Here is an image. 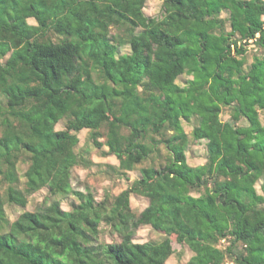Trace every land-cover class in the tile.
<instances>
[{
	"label": "trees",
	"instance_id": "trees-1",
	"mask_svg": "<svg viewBox=\"0 0 264 264\" xmlns=\"http://www.w3.org/2000/svg\"><path fill=\"white\" fill-rule=\"evenodd\" d=\"M147 1L0 0V264H167L174 239L195 250L186 264H264V0H163L161 18ZM193 115L208 140L196 166ZM83 129L119 175L151 164L95 201L72 183L95 163ZM133 193L149 198L140 213ZM144 225L163 238L136 242ZM104 227L119 240L101 241Z\"/></svg>",
	"mask_w": 264,
	"mask_h": 264
},
{
	"label": "rangeland",
	"instance_id": "rangeland-1",
	"mask_svg": "<svg viewBox=\"0 0 264 264\" xmlns=\"http://www.w3.org/2000/svg\"><path fill=\"white\" fill-rule=\"evenodd\" d=\"M163 0H148L144 11L148 17L161 18L164 15V6H162ZM228 13L223 12V16H226ZM31 22H34L33 19H30ZM247 48L254 49V45L247 46ZM129 51L128 46H124L123 52ZM247 63L245 65L246 69L250 67L253 60V55L250 51L246 54ZM193 76L186 72L178 78V83L180 85H186L189 83L190 79ZM221 118L224 122H227L231 118L230 110L223 106L221 113ZM183 126L185 127L186 132L190 136L189 148L187 150V161L190 166H196L204 164L207 161V139L205 137L195 138L193 135V130L196 125H199V118L197 115H193L191 120H183ZM65 127L63 121L58 123L57 129H62ZM80 137L79 148H87L86 155L92 159L95 163L89 168L76 166L72 170V183L75 189L91 192L95 201H100L104 198L105 193L109 192L111 195H118L122 191L128 188L130 183L139 178L142 174V167L145 165L151 164L150 161H147L143 164H139L134 170L127 172V176L119 175L116 171L112 169L110 165H118L119 160L115 155H103L101 150H98L89 142V130L83 129L78 133ZM104 149H107L105 146ZM159 161V160H158ZM160 162V161H159ZM22 167L25 169L26 164ZM264 181V179L262 180ZM260 181L257 184L258 190L261 192V183ZM195 195H199V191L194 192ZM48 195V190L46 188L34 193L30 196V200L26 208L20 206L8 205L6 207L8 216L11 220H15L18 215L27 210H33L36 206L40 205ZM60 200V205L65 210H70L72 206L78 205V199L71 195L67 198L58 197ZM131 206L137 213H140L144 210L149 204V198L139 195L131 194L130 196ZM164 234L157 232L151 225L141 226L135 235L134 240L136 242H146V241H158L162 239ZM99 239L101 241L111 242L113 240H119V237L116 234H112L108 228H103V231L100 233ZM228 244V241L223 240L219 247L224 248ZM189 244L186 242H180L177 239L172 241L173 253L167 261V264H186L188 260L195 254ZM228 264H231L228 262Z\"/></svg>",
	"mask_w": 264,
	"mask_h": 264
}]
</instances>
